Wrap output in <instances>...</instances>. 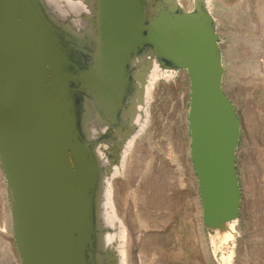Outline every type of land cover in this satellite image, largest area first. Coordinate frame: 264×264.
I'll use <instances>...</instances> for the list:
<instances>
[{
    "label": "water",
    "instance_id": "obj_1",
    "mask_svg": "<svg viewBox=\"0 0 264 264\" xmlns=\"http://www.w3.org/2000/svg\"><path fill=\"white\" fill-rule=\"evenodd\" d=\"M95 2L102 36L114 49L139 52L150 46L161 67L188 73L190 156L202 225L223 229L241 214V126L224 89L223 40L215 18L203 0H195L192 8L168 0L170 6L153 8L156 16L151 20L142 0ZM24 14L34 17V30L41 37L49 26V56L41 50L34 60L22 58L18 27ZM80 40L71 25L51 19L43 0H0V160L24 264H88L91 249L102 262L101 162L95 159L93 173L97 221L95 204L90 219L82 217L79 202V181L88 175L79 105L54 69L64 60L63 47Z\"/></svg>",
    "mask_w": 264,
    "mask_h": 264
},
{
    "label": "rangeland",
    "instance_id": "obj_2",
    "mask_svg": "<svg viewBox=\"0 0 264 264\" xmlns=\"http://www.w3.org/2000/svg\"><path fill=\"white\" fill-rule=\"evenodd\" d=\"M247 1L243 8L249 9L244 16L252 14L254 22H258L255 24L263 25L264 0ZM213 2V15L223 40L224 89L236 106L241 126L237 154L242 190L239 237L228 242L217 238L213 244L210 238L217 229L201 225L199 189L190 156L189 98L184 101L181 97H189L190 79L185 70H178L174 78L160 80L154 90L151 122L144 132L151 137L143 140L144 144L149 141L151 149L145 150V154L140 148L130 151L125 170L112 181L116 226L109 218L100 216L104 233L116 234L112 249L102 251L107 264H124V260L126 264H222V254L232 249L235 264H264V174L253 171L246 163L256 146L251 126L257 106L255 99L249 98L252 95L244 92L250 85L249 54L241 38L242 21L234 14L235 1ZM100 150L112 161L111 165L102 164L103 176H111V167L121 166L122 148L113 151L110 144L103 143ZM108 187L103 180V189ZM102 198V213L112 211L105 207L107 199L103 193ZM213 251L217 258L212 256Z\"/></svg>",
    "mask_w": 264,
    "mask_h": 264
},
{
    "label": "flooded vegetation",
    "instance_id": "obj_3",
    "mask_svg": "<svg viewBox=\"0 0 264 264\" xmlns=\"http://www.w3.org/2000/svg\"><path fill=\"white\" fill-rule=\"evenodd\" d=\"M142 1L144 5L146 3L148 4L147 18L149 20L156 16V13L152 12V10L158 4L170 6L168 0ZM31 2L33 3V1ZM89 3L91 10H93L89 14H82V23H72L70 20L63 22L64 26L71 25L73 31L79 34L82 39L74 46L69 45L63 47L62 50L64 51V60L62 63L60 62L54 69L56 73L62 75L64 79L65 90L68 93L74 95V98L77 100V104L79 105V121L81 122L83 131L85 133L80 137L83 142L82 154L88 174L86 178H83L79 181V202L82 209L80 210L82 211L83 218L87 216L91 219L93 204H95L94 219L97 220L98 208L96 206L97 201L95 200V181L93 176L95 165L94 162L96 158L98 159L96 156L97 145L99 144L100 148V145L103 143L110 144V147L113 151H119V144H121L132 132L133 112L141 95L140 92H142V85H140L139 82H141L143 79L141 75L142 73L139 74V70L136 68L135 61L137 58H139V56L143 57V55L145 56L146 54L149 56H155V54L153 48L150 46L140 47L139 52H135L130 48L124 50L114 49V47L111 46L110 41L104 40L100 31L99 23L95 13V0H89ZM43 4L46 6L47 14H50L49 16L51 19L53 18V20H56L55 16L50 13L51 10L47 7V1L43 0ZM19 20L21 21L18 27L19 49L22 52V58L34 60L35 54L39 55L41 50L44 54V57L49 56L50 52L52 51L50 39L53 36L49 31V26L45 35L41 37L39 31L35 32L34 30L33 16L31 17L29 14H24L23 16L20 15ZM41 38L43 40L42 44ZM47 67L50 68V65L48 64ZM137 74H139V79H137ZM49 76L50 78H53V74H50ZM95 114L97 115V118L95 117ZM99 118L101 121L98 120ZM94 124L98 125L97 131L99 132V135L96 137H91L90 132L93 129ZM101 126H104L105 129H102ZM87 132L89 139L87 138ZM92 138H94L95 141ZM91 142L96 145H90ZM71 160L73 162V167L76 169L75 160ZM8 195L10 198L9 192ZM11 236L8 237V245L10 244L8 252H6L7 250L4 248H2L0 251V264H24L15 243V235L13 234ZM102 251L103 250H101V263L107 264L103 261L104 259ZM87 260L88 264H100L98 260V253L95 252L94 249H91V252L87 254Z\"/></svg>",
    "mask_w": 264,
    "mask_h": 264
},
{
    "label": "bare ground",
    "instance_id": "obj_4",
    "mask_svg": "<svg viewBox=\"0 0 264 264\" xmlns=\"http://www.w3.org/2000/svg\"><path fill=\"white\" fill-rule=\"evenodd\" d=\"M45 1H47V7L51 10V12L50 11L49 12L52 13L55 16V18L61 22H65L66 20H70L72 23H77V22L82 23L83 22L82 14L83 13L89 14L93 10V9L91 10V7L89 6V4H90L89 0H45ZM178 1L181 3V5L188 7V8H192L194 6V2H195V0H183L184 2L182 0H178ZM203 1H204V5H205L206 9L209 11V13H211L213 15V10H212V7L214 5L213 0H203ZM234 1L236 4V8L234 9V11H236V13H234V14H235V16H237L242 21L240 23V26L242 27L241 30H243V33H242L243 35L241 36V38L244 40V42L246 44V50H247L246 54H249V57H248V59H249V63H248L249 71L248 72L250 73V76H249L250 85H247V87L244 89L245 90L244 92L247 95H249V94L252 95L249 98H251V97L254 98L255 102H256V106H257V107H255V114H254V117L252 119V126H251L252 131L250 130L256 146H255L254 153L248 157L246 163H247V165L252 166L251 169H253V171L256 170V171H258L259 174L260 173L264 174V30H263L264 29V21H263L264 17L261 16V13L258 14L259 13L258 12L257 13L258 17L259 16L263 17V18H261L263 25L260 26V25L255 24L256 19L254 22V15L249 14L247 17H246V15L244 16V12L246 11V9H249V7L245 8V9L243 8L244 4L246 3L247 0H234ZM45 5H46V3H45ZM246 13H248V12H246ZM48 15H50V14H48ZM213 17H214V15H213ZM258 17H256V18H258ZM259 19L260 18H258V20ZM256 23H258V22H256ZM217 25H218V23H217ZM92 43H94V42H92ZM243 49H244V47H243ZM140 55H142V54H140ZM135 56H136V54H135ZM247 56L248 55H246V57ZM135 65H136V68H138V70H139V74L142 73L141 75H142L143 79L141 82H139L140 85H142V89H141L142 92H140L141 95H140L139 100L136 104V108L133 112L134 114H133V120H132V128L134 129V132L130 131L131 132L130 135H128V137H126V139L123 138L125 140L121 144H119L120 147L122 148V151H123L122 154L120 152V155H122L121 166L120 165L116 166V167L115 166L114 167L109 166V167H111L110 170L112 171L111 172L112 174H111V176H104V178H103L109 184V187L107 189H102V193L106 196V199H107V201L105 203V207H111L112 211H106L104 214L102 213V211H100L99 216H105L106 219L109 218V220L112 221L111 223H113L114 225H115L114 221L116 218V208L114 205V201L112 199L113 198L112 181L116 178L115 176L117 174H119L120 172L125 170L126 164L129 160L128 156H129L130 151H134L137 148H140L139 151L141 153L145 154V150H147V151L149 150L148 149V148H150L149 141L147 140V144H144L143 140L145 138L149 139L151 137V136H148L147 134L145 135L144 132L147 129V127L150 126V122H151V113L152 112H151L150 108H151V102L154 99V90L156 88H158L157 85H158V82L160 80H162V79L170 80L178 74L177 69H166V68L161 67L157 58L155 56H152V55L149 56L148 54H146L145 56L143 55V57L139 56V58H137L135 61ZM139 74H137V76ZM137 79H139V76ZM139 83H138V85H139ZM237 94H239V93H237ZM181 97L184 101L186 98H189L185 94H182ZM176 111H178V107L176 108ZM124 114H127V113H124ZM121 115H122V113H121ZM96 116L97 115L95 114V117ZM131 118H132V116H131ZM98 120L101 121L100 118ZM152 123H154V122H152ZM129 125H130V123H129ZM157 125L159 126L158 122H157ZM97 126H98L97 124L93 125V129L90 132L91 137H96L99 135V132L97 131V128H98ZM101 127H102V129H105L104 126H101ZM86 128H87V126H86ZM87 138H88V132H87ZM92 139L94 140V138H92ZM103 142H104V140H103ZM114 143H116V142H114ZM94 145H96V144H94ZM94 148H95V146H94ZM96 156L100 160L101 164H104V163L110 164L112 162V161L110 162V159L105 155V153H103L100 150L99 144L97 145V155ZM102 204L103 203H101L100 205L102 206ZM200 207H201V205H200ZM116 219H118V218H116ZM200 220H201V225H202L201 211H200ZM241 222H242V220L240 217L228 221L225 224V227L223 229L218 228L216 230L215 235L211 234L212 235V237H211L212 239L210 238V240H212L211 242L213 244H215V240L217 238H219L223 242H228L231 239L235 241L236 238L239 237V234H240L239 230L241 229ZM202 227H204V226L202 225ZM13 234H14V231H13V213H12L11 201H10L9 195H8L6 175H5V172L2 168V164H1V160H0V251L2 250V248H4L5 250H7L6 252H8V248H10L9 247L10 244L8 245V243H9L8 237L13 235ZM202 234H203V239L206 241L207 237L205 236L206 234L204 233V231ZM115 235L112 233H107V232L104 233L102 235V238H101V248L104 250L108 249V248L112 249V245L114 243ZM205 241H204V244L206 246L207 243ZM212 256L214 258H217L216 252L213 251ZM122 258H124V252H122ZM103 259H104L103 261H105V257H103ZM234 260H235V249H232L228 253H223L221 256L222 264H235ZM124 264H126V260H124Z\"/></svg>",
    "mask_w": 264,
    "mask_h": 264
}]
</instances>
